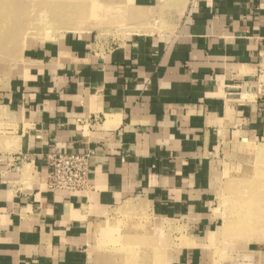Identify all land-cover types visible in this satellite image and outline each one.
<instances>
[{
    "label": "crops",
    "instance_id": "crops-1",
    "mask_svg": "<svg viewBox=\"0 0 264 264\" xmlns=\"http://www.w3.org/2000/svg\"><path fill=\"white\" fill-rule=\"evenodd\" d=\"M106 2L123 41L63 35L0 76V264H120L99 244L145 210L185 237L170 264H217L214 156L264 143V0ZM88 152L86 191L49 189V155Z\"/></svg>",
    "mask_w": 264,
    "mask_h": 264
},
{
    "label": "rangeland",
    "instance_id": "rangeland-1",
    "mask_svg": "<svg viewBox=\"0 0 264 264\" xmlns=\"http://www.w3.org/2000/svg\"><path fill=\"white\" fill-rule=\"evenodd\" d=\"M125 24L121 6L112 8L106 0H0V76L12 74L32 49L63 35L90 34L92 41L112 47L123 41ZM168 27L157 24L160 31ZM214 157L210 192L218 221L211 261L240 264L256 255L264 264V143L226 142ZM142 217L130 220L129 233L104 239L99 246L111 248L108 255L123 258L120 262L131 257L145 264H170L185 237L172 235L169 223L146 210Z\"/></svg>",
    "mask_w": 264,
    "mask_h": 264
},
{
    "label": "built area",
    "instance_id": "built-area-1",
    "mask_svg": "<svg viewBox=\"0 0 264 264\" xmlns=\"http://www.w3.org/2000/svg\"><path fill=\"white\" fill-rule=\"evenodd\" d=\"M257 82L264 89V62L259 67ZM93 153H55L47 157V186L53 191L80 192L89 188L90 158Z\"/></svg>",
    "mask_w": 264,
    "mask_h": 264
},
{
    "label": "bare ground",
    "instance_id": "bare-ground-1",
    "mask_svg": "<svg viewBox=\"0 0 264 264\" xmlns=\"http://www.w3.org/2000/svg\"><path fill=\"white\" fill-rule=\"evenodd\" d=\"M41 17H46V15H41ZM9 18V17H8ZM40 18V17H39ZM41 19H43V18H41ZM135 252V251H134ZM134 252H130V254L131 255H134L135 253ZM138 257V256H137ZM143 257V256H142ZM131 257H129L126 261L125 260H123V261H121V263L120 264H137L139 261H138V259L136 260L135 258L134 259H130ZM146 259V258H145Z\"/></svg>",
    "mask_w": 264,
    "mask_h": 264
}]
</instances>
